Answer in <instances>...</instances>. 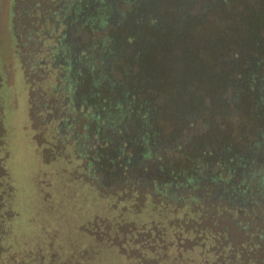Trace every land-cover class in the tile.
Segmentation results:
<instances>
[{
  "label": "rangeland",
  "instance_id": "obj_1",
  "mask_svg": "<svg viewBox=\"0 0 264 264\" xmlns=\"http://www.w3.org/2000/svg\"><path fill=\"white\" fill-rule=\"evenodd\" d=\"M24 1L0 0V201L4 205L0 228H9L0 233V264H36L34 260L43 255L51 257L52 264H70V257L64 255L73 252L82 257L93 253L87 264H140L123 250L100 245L96 234L105 229L113 245L118 240L109 229L117 227L121 233L129 227L141 229L158 222L164 212L140 192L114 191L115 178L106 177L99 190L95 179L100 175L88 171L86 155L92 140L83 139L79 128L76 141L69 131L60 135L58 122L33 113L36 93L26 79L18 46L23 42L24 51L31 53L40 49L42 58L53 42L37 47L30 40L33 19L30 12L24 14ZM43 2L55 9L57 1ZM120 9L121 5L111 12L107 27L112 28L105 31L110 46L97 59L103 61L106 78L116 82L106 84L111 105L123 104L124 111L118 114L124 124L137 121L138 136L126 131L121 137L138 142L134 155L144 150L142 137L150 131L155 156L151 171L160 155L181 163L186 171L191 165L188 158L193 157H201L207 166L221 163L227 154L264 164V63H259L264 60V0L223 5L217 20L205 29L195 14L197 28H189L177 40L171 27L159 36L156 30L137 34L135 22L122 26L116 22ZM163 13L175 14L169 6ZM33 76L40 79L39 74ZM55 81L53 72L39 83L40 89L52 92ZM133 92L137 99L131 98ZM113 150L106 148L105 166ZM231 223L228 219L221 226L238 242V227Z\"/></svg>",
  "mask_w": 264,
  "mask_h": 264
},
{
  "label": "trees",
  "instance_id": "obj_2",
  "mask_svg": "<svg viewBox=\"0 0 264 264\" xmlns=\"http://www.w3.org/2000/svg\"><path fill=\"white\" fill-rule=\"evenodd\" d=\"M43 1H24L23 12H30L33 19L30 40L37 47L47 41L53 45L42 58L40 49L31 53L24 51L23 42L18 46L26 79L36 93L34 108L31 106L33 113L58 122L60 135L67 136L69 131L76 141L80 138L79 128L83 139L92 140L90 153H86L88 171L100 175L95 179L99 190L106 177L115 178L114 191L134 195L140 192L155 201L153 206L159 212H164L158 222L141 229L129 227L122 233L117 227L109 229V234L118 240L113 245L106 239L107 231L95 227L100 231L94 233L99 244L110 246L111 250L114 247L123 250L140 264H264V164L249 163L243 156L227 154L220 159L221 163L207 166L201 157H193L188 158L191 165L186 171L181 163L170 162L165 155H160L151 171L155 156L149 144L152 142L150 131L142 137L144 150L135 156L132 151L138 142L122 141L121 137L126 131L137 135V121L124 124L126 121L118 114L124 111L123 104L111 105L105 95L109 80L101 68L103 61L97 59L110 46L109 35L105 33L111 29L107 27V15L112 14L108 10L117 8L121 2L50 0L57 1L53 5L55 9H50ZM62 28L60 35L53 34ZM101 42L103 47L98 49ZM53 72L56 81L52 92L42 91L39 83ZM133 93L131 98L137 99ZM32 121L35 122L33 115ZM2 134L0 122V144ZM107 147L114 150L105 166ZM199 153L203 155L202 150ZM2 202L0 208L4 206ZM171 207L176 211H171ZM9 215L13 214L9 212ZM228 219L238 227V242L228 228L221 226ZM8 229L0 228V233L6 234ZM134 245L143 248L136 249ZM81 254L73 252L64 257H70V264H87L93 258V253L85 257ZM51 261L45 255L34 260L36 264H52Z\"/></svg>",
  "mask_w": 264,
  "mask_h": 264
},
{
  "label": "flooded vegetation",
  "instance_id": "obj_3",
  "mask_svg": "<svg viewBox=\"0 0 264 264\" xmlns=\"http://www.w3.org/2000/svg\"><path fill=\"white\" fill-rule=\"evenodd\" d=\"M234 1L236 0H118L119 3L121 2V9L116 22L121 25L124 24L122 26L126 27L135 22L138 25L137 34L141 35L145 34L146 31L156 30L159 36H164L167 34L166 30L171 27L173 39L177 40L181 33L188 34L189 28L192 30L197 28L198 20L192 18L195 14L199 16L200 27L205 29L210 26L211 22L214 23L217 20L223 5L227 6ZM168 6L175 13L173 16L163 13ZM111 12L112 9L108 10V13ZM111 16L107 15V19L109 20ZM128 18L132 19L128 20ZM110 27L112 28V26ZM113 27L117 26L114 25ZM177 47L181 49L180 45ZM205 56L207 55H201L204 58ZM259 63L263 64L264 60L260 59ZM252 64L255 63L252 62ZM115 69L111 70V74L115 73ZM107 80L112 84L116 83L113 82L115 79L112 77Z\"/></svg>",
  "mask_w": 264,
  "mask_h": 264
}]
</instances>
